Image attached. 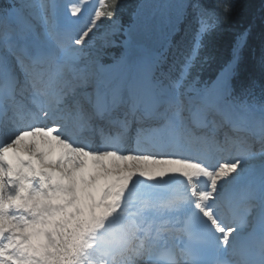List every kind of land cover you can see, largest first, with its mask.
<instances>
[{
    "label": "snow or ice",
    "instance_id": "snow-or-ice-1",
    "mask_svg": "<svg viewBox=\"0 0 264 264\" xmlns=\"http://www.w3.org/2000/svg\"><path fill=\"white\" fill-rule=\"evenodd\" d=\"M86 2L0 4V264H264V102L232 84L249 30L210 86L190 79L231 0L182 4L170 34L188 7L198 27L126 87L81 66L117 7L77 29Z\"/></svg>",
    "mask_w": 264,
    "mask_h": 264
},
{
    "label": "trees",
    "instance_id": "trees-1",
    "mask_svg": "<svg viewBox=\"0 0 264 264\" xmlns=\"http://www.w3.org/2000/svg\"><path fill=\"white\" fill-rule=\"evenodd\" d=\"M138 1L120 0L118 2L116 0L118 4L114 15L111 17L106 16V24L116 17L126 22L128 13L133 10ZM208 1L210 4L220 2V0ZM231 3L233 5L231 13L222 19L218 30L210 34L209 44L203 50L202 55H216L215 60L208 61V64L211 63V68L215 67L219 62L226 59L225 57L230 51L235 35L248 29L249 36L245 56L243 55L244 64H246L244 67L246 69L247 65H260L258 48L264 35L261 31V26L264 27V0H231ZM109 11H112V8ZM249 72L251 71L249 70Z\"/></svg>",
    "mask_w": 264,
    "mask_h": 264
},
{
    "label": "rangeland",
    "instance_id": "rangeland-1",
    "mask_svg": "<svg viewBox=\"0 0 264 264\" xmlns=\"http://www.w3.org/2000/svg\"><path fill=\"white\" fill-rule=\"evenodd\" d=\"M188 0H143L137 7L131 23L125 28L121 29L114 21L110 26L105 29L104 34L100 37L99 41L107 50L114 45L111 51H117V46L121 44L126 45L127 39H133L145 45L149 50L154 48H163L170 34V24L175 20L181 11V5L187 3ZM184 12V10H183ZM152 16L157 27L150 36H138L136 29L137 18H144ZM123 30V31H122ZM122 31V38L118 42H113L112 37L116 33ZM117 41V40H116ZM97 55H101L99 49H93ZM92 50V51H93ZM100 58V57H96Z\"/></svg>",
    "mask_w": 264,
    "mask_h": 264
},
{
    "label": "bare ground",
    "instance_id": "bare-ground-1",
    "mask_svg": "<svg viewBox=\"0 0 264 264\" xmlns=\"http://www.w3.org/2000/svg\"><path fill=\"white\" fill-rule=\"evenodd\" d=\"M136 58H137V56H136Z\"/></svg>",
    "mask_w": 264,
    "mask_h": 264
}]
</instances>
